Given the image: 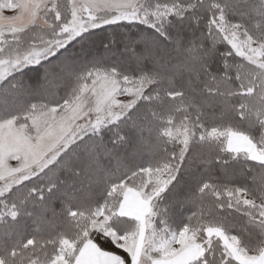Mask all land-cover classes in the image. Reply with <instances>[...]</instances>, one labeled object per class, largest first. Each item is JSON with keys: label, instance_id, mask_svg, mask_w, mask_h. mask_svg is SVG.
<instances>
[{"label": "snow or ice", "instance_id": "6c2138e0", "mask_svg": "<svg viewBox=\"0 0 264 264\" xmlns=\"http://www.w3.org/2000/svg\"><path fill=\"white\" fill-rule=\"evenodd\" d=\"M0 264H264V0H0Z\"/></svg>", "mask_w": 264, "mask_h": 264}]
</instances>
